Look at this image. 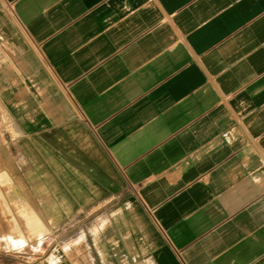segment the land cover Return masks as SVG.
<instances>
[{"label":"crops","instance_id":"crops-1","mask_svg":"<svg viewBox=\"0 0 264 264\" xmlns=\"http://www.w3.org/2000/svg\"><path fill=\"white\" fill-rule=\"evenodd\" d=\"M1 129L36 264H264V0H0Z\"/></svg>","mask_w":264,"mask_h":264},{"label":"rangeland","instance_id":"rangeland-1","mask_svg":"<svg viewBox=\"0 0 264 264\" xmlns=\"http://www.w3.org/2000/svg\"><path fill=\"white\" fill-rule=\"evenodd\" d=\"M15 136L16 134L13 131H5L4 129L0 130V155L11 156V158H14V155L21 153L22 148L20 146H14L17 141ZM6 165L7 167L13 169V163L9 162ZM4 184L6 187V194L5 197H0V200L2 202H6L7 209L13 208V211H6V218L8 220L7 224L10 225L6 227L5 233H3L2 237H0L4 239V242L2 243H5L6 245L3 254H19L24 263L32 259V262L29 261L28 264H36V262L39 261L36 260L37 254H28V252H32L31 250H34L35 248L36 250L42 248V245L45 244L47 232L35 235L34 237H32L30 243L25 240V237H23V235L21 236L20 228L13 225V220L16 219V215L19 214L18 211L14 210V208H19V203L23 202L21 195L17 193L20 188L18 187L17 181H15L13 177L5 178ZM65 245L66 247H75L77 244L73 242H67L65 243ZM75 259L76 258H74L73 260ZM69 262H72V260L69 259Z\"/></svg>","mask_w":264,"mask_h":264},{"label":"bare ground","instance_id":"bare-ground-1","mask_svg":"<svg viewBox=\"0 0 264 264\" xmlns=\"http://www.w3.org/2000/svg\"><path fill=\"white\" fill-rule=\"evenodd\" d=\"M7 178V177H6ZM36 228H37V230H41V228L39 227V225H36ZM72 255H76V254H72ZM88 256H86V258H87Z\"/></svg>","mask_w":264,"mask_h":264}]
</instances>
